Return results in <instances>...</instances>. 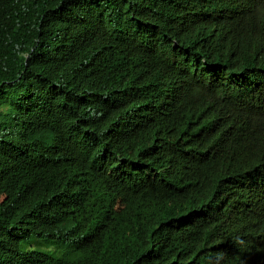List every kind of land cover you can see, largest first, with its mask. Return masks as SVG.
I'll return each instance as SVG.
<instances>
[{
    "label": "trees",
    "instance_id": "obj_1",
    "mask_svg": "<svg viewBox=\"0 0 264 264\" xmlns=\"http://www.w3.org/2000/svg\"><path fill=\"white\" fill-rule=\"evenodd\" d=\"M156 156L180 190L116 162ZM244 237L264 264V0H0V264H211Z\"/></svg>",
    "mask_w": 264,
    "mask_h": 264
},
{
    "label": "clouds",
    "instance_id": "obj_2",
    "mask_svg": "<svg viewBox=\"0 0 264 264\" xmlns=\"http://www.w3.org/2000/svg\"><path fill=\"white\" fill-rule=\"evenodd\" d=\"M146 48L152 49V40L149 38ZM176 52L179 53L178 45H175ZM158 156L153 157L150 165L144 162L143 159L139 161H133L130 159H123L122 161L117 160V163L122 164L125 179L129 180L134 184H142L138 188L147 194L157 197L167 195L169 192L180 190L182 185L175 175L171 176L167 173V169L171 167L170 161L165 157L160 161L156 160ZM130 160L131 163H128ZM183 176L187 175V172L183 169V165L178 163ZM159 173H162L164 178L161 179ZM218 189V188H217ZM239 196V195H237ZM237 196H232L226 191L217 193L214 196V207L218 215H222L226 210V205L231 202H235L232 205L233 209H243L244 201L233 200ZM252 221L250 216L248 225ZM237 230V232H235ZM244 228L242 226H232L228 234L218 236L220 246H228L235 239L243 236ZM261 247L259 241L254 237H244L239 242H236L229 246L225 253L216 256L211 260V264H258L256 250ZM218 258V259H217Z\"/></svg>",
    "mask_w": 264,
    "mask_h": 264
}]
</instances>
